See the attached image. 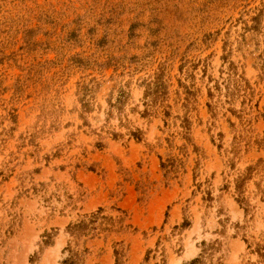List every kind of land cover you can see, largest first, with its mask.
Instances as JSON below:
<instances>
[{"label": "rangeland", "instance_id": "rangeland-1", "mask_svg": "<svg viewBox=\"0 0 264 264\" xmlns=\"http://www.w3.org/2000/svg\"><path fill=\"white\" fill-rule=\"evenodd\" d=\"M0 264H264V0H0Z\"/></svg>", "mask_w": 264, "mask_h": 264}]
</instances>
